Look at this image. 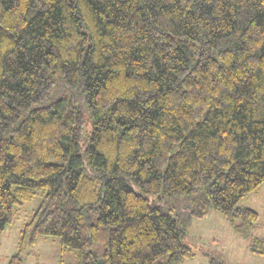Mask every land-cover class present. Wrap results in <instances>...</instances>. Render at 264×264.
<instances>
[{
    "label": "trees",
    "instance_id": "1",
    "mask_svg": "<svg viewBox=\"0 0 264 264\" xmlns=\"http://www.w3.org/2000/svg\"><path fill=\"white\" fill-rule=\"evenodd\" d=\"M262 184L264 0H0V237L43 201L6 264H181L211 211L264 256Z\"/></svg>",
    "mask_w": 264,
    "mask_h": 264
},
{
    "label": "rangeland",
    "instance_id": "2",
    "mask_svg": "<svg viewBox=\"0 0 264 264\" xmlns=\"http://www.w3.org/2000/svg\"><path fill=\"white\" fill-rule=\"evenodd\" d=\"M42 192L22 206L13 209L14 219L0 237V264H6L8 257L17 252L19 233L29 222L34 212L42 204ZM258 214L257 228L252 236L264 239V184L254 192L246 195L239 203ZM185 242L196 252L190 261L181 264H208L206 256L217 254L228 264H264V256H255L247 249L246 242L238 238L223 216L211 211L207 217L192 219ZM25 254L24 264H74L71 254H60V245L56 238L42 237Z\"/></svg>",
    "mask_w": 264,
    "mask_h": 264
}]
</instances>
